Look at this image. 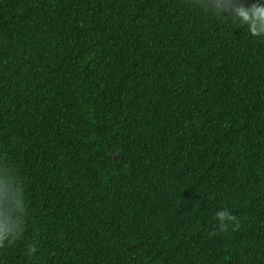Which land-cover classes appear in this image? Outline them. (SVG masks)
Here are the masks:
<instances>
[{
	"label": "trees",
	"instance_id": "trees-1",
	"mask_svg": "<svg viewBox=\"0 0 264 264\" xmlns=\"http://www.w3.org/2000/svg\"><path fill=\"white\" fill-rule=\"evenodd\" d=\"M207 3L0 0V264H264V36Z\"/></svg>",
	"mask_w": 264,
	"mask_h": 264
},
{
	"label": "clouds",
	"instance_id": "clouds-1",
	"mask_svg": "<svg viewBox=\"0 0 264 264\" xmlns=\"http://www.w3.org/2000/svg\"><path fill=\"white\" fill-rule=\"evenodd\" d=\"M203 7L229 22L246 27L252 36H264V0L247 4L243 0H208ZM22 181L8 168H0V246L12 247L23 238L27 216ZM218 228L223 231L234 220L227 209L215 212ZM37 248L25 244V255L32 256Z\"/></svg>",
	"mask_w": 264,
	"mask_h": 264
}]
</instances>
